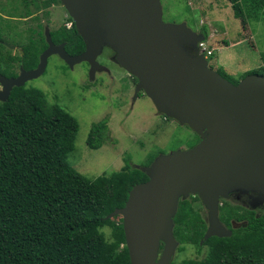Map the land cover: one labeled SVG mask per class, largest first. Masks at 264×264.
<instances>
[{
    "label": "water",
    "instance_id": "water-1",
    "mask_svg": "<svg viewBox=\"0 0 264 264\" xmlns=\"http://www.w3.org/2000/svg\"><path fill=\"white\" fill-rule=\"evenodd\" d=\"M59 1L84 51L69 55L46 28L47 47L36 68L20 67L16 77L0 74V102L14 87L40 77L51 56L70 69L86 63L93 80L95 72H108L97 57L109 48L116 64L137 80L135 96L142 92L157 113L199 137L189 150L160 155L148 167L135 166L148 180L133 186L124 207L106 217H122L130 264H171L178 247L173 219L179 201L190 196H197L206 211L200 245L212 237L229 238L231 230L218 218L220 201L232 194L264 199V76L249 74L234 85L210 69L197 55L203 34L185 22H164L160 0Z\"/></svg>",
    "mask_w": 264,
    "mask_h": 264
},
{
    "label": "trees",
    "instance_id": "trees-1",
    "mask_svg": "<svg viewBox=\"0 0 264 264\" xmlns=\"http://www.w3.org/2000/svg\"><path fill=\"white\" fill-rule=\"evenodd\" d=\"M227 1L240 4L239 14L246 20L264 16V0ZM31 4L35 5L30 0H9L15 12L20 5L26 16ZM65 21L72 26L63 23L50 30L51 40L55 45L64 43L69 55H79L84 43L72 19ZM37 36L15 55L0 43L1 75L16 77V68H36L47 47L44 35ZM249 74L264 76V67L242 78ZM78 130V121L48 102L37 88L14 87L8 100L0 102V264H130L122 217H106L123 208L132 187L148 178L128 160L120 170L92 180L77 172L66 159ZM106 143H111L108 118L94 123L86 139L90 150ZM221 201L218 218L232 234L209 238L202 245L207 223L199 198L179 201L173 219L176 252L191 246L198 254L203 249L206 253L201 259L175 257L171 264H264V208L256 215L236 202ZM232 223L242 225L232 228Z\"/></svg>",
    "mask_w": 264,
    "mask_h": 264
},
{
    "label": "rangeland",
    "instance_id": "rangeland-1",
    "mask_svg": "<svg viewBox=\"0 0 264 264\" xmlns=\"http://www.w3.org/2000/svg\"><path fill=\"white\" fill-rule=\"evenodd\" d=\"M160 3L164 22H185L192 31L204 32L208 46L213 49L208 67L218 74L221 71L229 82H237L245 73L264 67L263 15L258 21L246 20L239 14L240 4L232 6L227 0H160ZM58 5V2L54 6L43 5L37 10L30 5L28 9L33 16L29 18L24 17L25 11L19 5L17 11L24 18L18 20L20 15L9 5V0H0V37L4 45L10 49L22 47L31 37L37 38L38 32L44 35L46 28L54 30L63 23L66 26V18ZM46 23L48 27L44 26ZM114 57L105 47L97 62L109 74L97 73L90 80L85 63L70 69L60 58L51 56L44 73L24 85L41 90L48 102L58 104L78 121L74 149L66 161L91 180L120 170L126 160L134 167H148L160 155L186 151L199 142V137L188 127L157 113L152 101L142 92L135 96L133 78L114 63ZM13 74L18 75L19 69H14ZM104 118H108L111 143L90 150L86 144L90 129ZM227 201L236 202L231 198ZM203 213L206 217L204 208ZM105 237H109L108 229ZM205 253L206 249L198 254L194 247L187 246L184 252H176L173 260L175 257L201 259Z\"/></svg>",
    "mask_w": 264,
    "mask_h": 264
},
{
    "label": "flooded vegetation",
    "instance_id": "flooded-vegetation-1",
    "mask_svg": "<svg viewBox=\"0 0 264 264\" xmlns=\"http://www.w3.org/2000/svg\"><path fill=\"white\" fill-rule=\"evenodd\" d=\"M30 1H33L34 2V4L37 6H35V5H32L36 10L39 8V7H41V6H43L45 3H48V5H47V7H49V6H54V4L56 3L57 4V0H30ZM40 1V4L38 3ZM59 1V0H58ZM43 4V5H42ZM58 6H60V11L61 12H63L64 13V17L65 18H67V17H69L68 16V14H67V12H66V10L63 8V6H62V4L60 3V1L58 2ZM62 8L64 9V11L62 10ZM44 9V8H43ZM29 10V9H28ZM25 11V10H24ZM18 13H21V12H18ZM46 13V12H45ZM45 15V14H44ZM33 15H29V16H26V18H29V17H32ZM46 16L48 17L49 16V13H47L46 14ZM59 18V17H58ZM20 19H22L21 17L20 18H18V20H20ZM59 20H60V18H59ZM48 24H49V22H47ZM47 23L44 25V26H47ZM55 23H57L56 21H55ZM59 23H60V21H59ZM66 23H68V22H66ZM48 27V26H47ZM58 28V27H57ZM0 43H2V44H4V42H0ZM6 47V46H5ZM7 48V47H6ZM17 48H20V47H17ZM17 48H14L13 47V49H10L9 47H8V49H10L11 51L12 50H16V52L18 51V49ZM197 55H199L198 54V52H197ZM114 63H116L115 61H114ZM86 64V63H85ZM101 66H102V64H100ZM86 66L88 67V70H89V66L86 64ZM104 67V66H103ZM107 69V68H106ZM108 70V69H107ZM97 73H100V74H109V71L107 72V71H102V72H95V75L97 74ZM136 85V83L134 84V86ZM138 93H140V92H138ZM162 115V114H161ZM165 118V117H164ZM167 118V117H166ZM168 120V119H167ZM171 122H173V123H175V124H178L176 121H174V120H172L171 119ZM230 198L231 199H233L234 201H236L237 203H239V204H242V205H246L245 207H247V208H249V209H251L252 211H254V213L256 214V215H258L257 213L258 212H260L261 213V211H262V209L264 208V199H257V195L256 194H246V195H242V194H232L231 196H230Z\"/></svg>",
    "mask_w": 264,
    "mask_h": 264
},
{
    "label": "built area",
    "instance_id": "built-area-1",
    "mask_svg": "<svg viewBox=\"0 0 264 264\" xmlns=\"http://www.w3.org/2000/svg\"><path fill=\"white\" fill-rule=\"evenodd\" d=\"M70 25L71 23H68L67 28H69ZM197 52L199 55H202L205 59H208L213 55V49L208 46L207 41L205 40L197 44Z\"/></svg>",
    "mask_w": 264,
    "mask_h": 264
},
{
    "label": "clouds",
    "instance_id": "clouds-1",
    "mask_svg": "<svg viewBox=\"0 0 264 264\" xmlns=\"http://www.w3.org/2000/svg\"><path fill=\"white\" fill-rule=\"evenodd\" d=\"M68 23H71V22H68ZM68 23H67V24H68ZM67 24H66V27H67ZM71 26H72V23H71L70 27H71ZM49 31H50V30H49ZM204 40H205V39H204ZM204 59H205V58H204ZM206 60L208 61V59H206ZM220 204H221V203H220Z\"/></svg>",
    "mask_w": 264,
    "mask_h": 264
}]
</instances>
